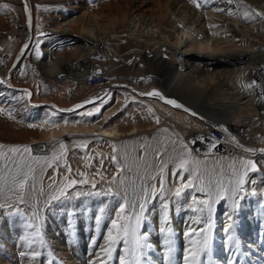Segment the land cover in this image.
I'll use <instances>...</instances> for the list:
<instances>
[{
  "label": "bare ground",
  "instance_id": "bare-ground-1",
  "mask_svg": "<svg viewBox=\"0 0 264 264\" xmlns=\"http://www.w3.org/2000/svg\"><path fill=\"white\" fill-rule=\"evenodd\" d=\"M8 2L0 0V145L6 146L0 151L30 146L33 155L51 158L55 151L60 158L50 167L34 165L36 180L29 181L24 202L9 186L0 191V204L5 205L0 208V264H120L119 257L126 256L123 243L111 260L101 251L111 221L125 198L124 215L138 212L133 205L151 184L157 194L148 200L140 233L147 236L154 256L143 248L142 264H184L190 239L197 238L187 232L207 228L209 213L194 211L198 205L189 207L193 195L200 200L205 194L194 189H185L180 198L173 194L181 183L178 177L187 182L190 173L177 172L169 163L163 178L158 174L159 160H168L181 142L201 162L197 185L201 176L213 186L217 180L225 185L224 167L233 171L236 159L239 165L252 160L258 168L247 173L239 208L229 207L227 199L212 204V246L200 264L208 263L204 256L234 257L237 244L238 255L241 247L252 257L264 255V0ZM4 5L9 6L7 14ZM15 41L19 45L10 55L7 49ZM64 46L70 53L61 52ZM35 79L41 97L29 84ZM153 90L184 107L141 95ZM204 122L211 123L209 129ZM213 140L217 144L210 148ZM80 141H87L89 150ZM156 149L165 154L157 158ZM199 151L223 154L202 158ZM73 179L89 183L67 188L66 199H50ZM109 187L112 194H103ZM164 203L169 206L168 224ZM30 215L45 233H36ZM229 223L233 227L226 232ZM163 227L172 229L170 254L167 237L159 231Z\"/></svg>",
  "mask_w": 264,
  "mask_h": 264
},
{
  "label": "snow or ice",
  "instance_id": "snow-or-ice-1",
  "mask_svg": "<svg viewBox=\"0 0 264 264\" xmlns=\"http://www.w3.org/2000/svg\"><path fill=\"white\" fill-rule=\"evenodd\" d=\"M193 3H196V0H193ZM197 7H200L199 3L196 5ZM5 8H7V5H4ZM27 10V8H26ZM30 15V14H29ZM28 47L27 45L25 46ZM38 48V45H37ZM36 55L39 56V51L36 52ZM255 82H253L254 84ZM253 85H249L251 87ZM31 94L29 93V96ZM141 95H147L151 97H157L161 100H165L167 104L173 105L178 108H183V105H180L177 103L174 99H166L162 93L159 91L153 90L148 93H141ZM96 99H101L97 97ZM93 101H86L85 103H90ZM103 103V101L101 100ZM83 105H76V108H80ZM99 107L95 109L96 112H99ZM151 111V110H150ZM185 111H190L189 109H185ZM88 115H92V112H88ZM193 116L197 115L196 113H192ZM157 123H159V118L156 120ZM224 131H227V129H223ZM167 131V130H165ZM233 139H235L233 137ZM87 141H80L79 146L83 149L86 147ZM175 143V142H173ZM192 143H195L193 141ZM217 142L213 140V143L209 145L210 148H214L216 146ZM5 145H0V150L4 149ZM116 145L112 144L113 151H116ZM59 148L61 150H65L66 145L63 142H59ZM167 150H165L166 152ZM245 151L248 152H255V149H245ZM261 152H264V149L260 150ZM33 149L30 146H12L8 147L7 152L0 151V161H3L2 167H0V191L4 190L5 186H9L8 190L16 193L18 192L19 195L17 196V200L21 203L24 202V196L23 194L25 191L30 187L29 181L35 182L36 180V169L34 167L35 164H43L46 166H51L52 160H57L60 157L57 155V153L54 151L52 153L51 158H49L46 155H33L32 154ZM172 152L175 153L174 155H170L168 160L160 159V168H159V176L163 178L165 169L167 168L169 163H172L177 170V172H187L190 173V178L187 180V182H183V176H179L178 179L181 181L180 186L175 188L173 194L175 197L180 198L183 191L185 189H194L197 192L205 194L207 197L206 199H200L197 200L196 196L193 195L191 197L192 205H189V207H192L193 205H198V207H194L193 210L197 212H203L205 209H207L209 213V221L207 224V228H190L187 232V235L189 237H197L190 239V244L192 245L190 248L187 249V254L183 257L184 264H200V258L203 254L210 251L212 246V228L213 224L211 221V212H212V204L216 200L224 199L226 197L234 198V204L233 207L239 208V203L237 202L238 199H243L242 196H240V193L245 191L244 185L246 183L245 177L247 176V173L249 170L251 171H258L257 165L252 160H244L243 166L244 171L243 173H238L235 168H233V174L235 175V180L229 181V183H234V186L232 187L231 191H229L228 187L224 185V183L220 180H217L215 182V186H213L212 181L205 182L203 176L199 178V184L195 183L197 179V174L199 172V166L201 162L199 160H196L191 152L192 150L188 147L187 144L181 142V149L178 150L175 147H173ZM8 153H12L13 155L9 156ZM27 154V155H24ZM155 154L157 158H160L165 153L161 152L159 149L155 150ZM127 156H125V161L127 162ZM111 160L114 164L117 165L118 168L123 171V168L120 165V162L118 161L116 156H112ZM68 171L71 172V168H68ZM176 172L173 173L174 176H176ZM81 176H84V173H80ZM67 180V177L65 178ZM157 177L155 175L151 176V180H156ZM113 183H116V178L113 177ZM77 183L80 184H87L89 181L87 179H83L80 181H77L75 179L69 180L66 185L62 189L58 191V194H54L51 196L52 201L60 200L63 198H68L66 189L75 186ZM164 181L161 179V184H163ZM119 184H123V180L119 181ZM91 187L94 189L96 187L95 183L91 184ZM172 191V190H168ZM159 192L161 195L165 194V189L161 187L159 189ZM93 193H87V195H92ZM96 195H100L101 193H95ZM105 195L112 194V188L109 187L105 192L103 193ZM157 194V188L155 184H151L148 187H143L141 194L139 196V201L137 204L133 205V208L138 207V212H135L133 215H124L126 211V205L128 204V200L125 198L124 202L119 207V211L116 213V218L111 221V229H109L107 233V246L101 248V251L104 253L107 260H111L113 258V252L116 249V246L118 244L123 243L124 245V252L126 253V256L119 257L120 264H142V256L143 252L142 249L145 248L147 245L145 241L147 240V236L140 233V227L141 223L145 218L146 213V205L148 203V200L152 197H155ZM255 189L252 190V195H256ZM81 195L80 192H76L75 196L79 197ZM127 193H125V196ZM5 207L4 204H0V208ZM163 207L165 209L164 212V222L165 224L169 223V215H168V203H164ZM103 211V210H101ZM229 221L232 220V217H228ZM99 220V218H97ZM121 221H123L121 223ZM199 222V221H196ZM233 225L229 223L228 228L225 229L226 232L231 229ZM160 232L164 233L166 235V239L164 241L165 245H168V253L170 254L172 252L171 247V233L172 229L170 227H163L159 229ZM228 240L230 242L233 241V235L230 233L228 235ZM239 252V245H236V251L233 253V256L236 257ZM93 264H105L104 260H99L96 262H93ZM232 264H237V260H233Z\"/></svg>",
  "mask_w": 264,
  "mask_h": 264
},
{
  "label": "rangeland",
  "instance_id": "rangeland-1",
  "mask_svg": "<svg viewBox=\"0 0 264 264\" xmlns=\"http://www.w3.org/2000/svg\"><path fill=\"white\" fill-rule=\"evenodd\" d=\"M6 1V3H8V4H10V2H8V1H12V0H4V2ZM31 6H32V4H31ZM38 7L36 4H34L33 5V7L34 8H36V7ZM9 7V6H8ZM8 8H6V10H5V12H4V14H7V11L9 10H7ZM18 12V11H17ZM19 45V43H17L16 41L15 42H11V44H10V46L8 47V49H7V52H8V54H12V53H15L16 52V48H17V46ZM22 45H24V42H23V40L21 41V46L20 47H22ZM28 47V50L30 49V44L28 45V44H26ZM14 47V48H13ZM13 48V49H12ZM11 49V50H10ZM69 49H71L69 46H64V49L63 50H61V52H63V53H70L69 51H71V50H69ZM11 52V53H10ZM3 67H5V66H3ZM16 67V66H15ZM17 69H19V67H17ZM21 73H19L18 75H20ZM34 81V80H33ZM32 81H29V84H31L30 86L32 87V88H34L33 90H37V93L39 94L40 92H41V85H40V83L38 82V83H36V79H35V81L34 82H32ZM93 82V79H91L90 80V83H92ZM94 83H95V80H94ZM93 85V84H92ZM35 86V87H34ZM37 88V89H36ZM39 88V89H38ZM79 89V88H78ZM89 89H87V91H88ZM92 90L93 89H90V92H92ZM40 95V94H39ZM38 95V96H39ZM106 96H108V94L107 95H105V97ZM40 97H41V95H40ZM112 99H113V97H112ZM116 101L117 100H115V102L113 101V103H116ZM207 123V124H206ZM204 125H205V128L207 129H209L210 128V126H211V123H209V122H204ZM211 134H212V132H211ZM213 136H215L216 138H218V139H221L222 138V135L220 134V133H217V132H214L213 134H212ZM220 143V142H219ZM94 148V147H93ZM85 150L87 149V150H89V147L88 146H86L85 148H84ZM95 149V148H94ZM201 152V153H200ZM197 153H199V155H202L203 157L202 158H205L206 156H208V157H210V156H217V155H222L223 153L222 152H218V151H210V152H202V151H199V152H197ZM227 158V157H226ZM236 161L239 163V159H236ZM237 163V165H235V169H236V171L238 172V173H243V171H244V166H243V163H241L240 165ZM228 167V166H227ZM227 167H224V169L226 170V174H227V178H226V184H225V186L226 187H228V189H229V191H231V189H232V187L234 186V183H229V181H233L234 182V180H235V175L233 174V171L232 170H230L229 168H227ZM249 172V171H248ZM229 175H230V177H229ZM229 177V178H228ZM247 177H245V181L247 182ZM240 196H242V197H244V194L242 193V195H241V193H240ZM227 199V201H228V203H229V207H233V204H234V198H230V197H226V198H224V199H222V200H226ZM238 200H241V199H238ZM237 202H239V201H237ZM16 208H13V210H15ZM20 210H22L23 208H19ZM233 209H234V207H233ZM236 209V208H235ZM134 213L133 212H130V213H128L127 215H133ZM1 217H3V215L1 216ZM0 217V220L2 219ZM30 218H31V225L33 226V228L35 229V231H36V233H38V235H41L42 233H45L44 232V230H42L41 228H38V226H37V224H36V221L33 219V216L32 215H30L29 216ZM1 223V222H0ZM46 225H47V223H46ZM47 229V228H46ZM46 232H48L47 230H46ZM145 243H146V245L148 246V243H147V241H145ZM147 246L145 247V249L148 251H146L145 249V251L147 252V253H150V251L147 249ZM241 253H240V255H237L236 257H230V258H228V259H226V258H219L218 259V257H216V256H210V258L207 256H204V258H207V259H205L204 260V262L205 261H208V263L207 264H214V262H215V264H232V261H233V259H235V260H237V264H264V255H258V256H255V257H252L251 255H249L248 253H247V251L246 250H244V247H241ZM148 255V254H147ZM215 255V254H214ZM148 256H154V254L153 253H150ZM214 258V259H213ZM257 258V259H256ZM222 259V260H221ZM262 259V260H261ZM214 261V262H213ZM157 262V261H156ZM157 264H159V262H157Z\"/></svg>",
  "mask_w": 264,
  "mask_h": 264
}]
</instances>
